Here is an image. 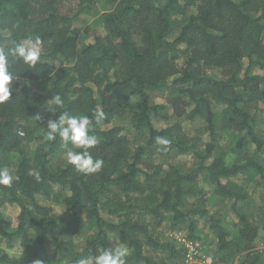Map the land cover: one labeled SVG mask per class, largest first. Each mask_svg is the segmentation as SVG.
Listing matches in <instances>:
<instances>
[{"label": "trees", "instance_id": "trees-1", "mask_svg": "<svg viewBox=\"0 0 264 264\" xmlns=\"http://www.w3.org/2000/svg\"><path fill=\"white\" fill-rule=\"evenodd\" d=\"M35 37L0 104V167L19 177L0 185V264L121 244L126 264H177L181 233L212 264H264V0H0V48ZM62 112L92 118L100 172L44 139Z\"/></svg>", "mask_w": 264, "mask_h": 264}, {"label": "clouds", "instance_id": "clouds-1", "mask_svg": "<svg viewBox=\"0 0 264 264\" xmlns=\"http://www.w3.org/2000/svg\"><path fill=\"white\" fill-rule=\"evenodd\" d=\"M42 41L39 37L28 38L26 41L14 43V46L7 51L0 48V104L11 99L13 88V73L9 71V57L17 58L24 64L35 66L42 56ZM57 108L63 106V100L56 94L48 102ZM51 111V110H50ZM37 116L34 120H40ZM94 119L97 124L105 119V113L100 110L94 113ZM92 118L88 115H70L62 112L56 120H48L47 131L44 133L46 141H55L57 136L63 141V146L67 149L65 152L66 161L72 165L75 171L89 175L98 173L103 167V160L93 159L89 149L94 148L99 140L95 135H90ZM22 134V133H21ZM157 145L167 146L170 141L157 137ZM69 143L72 147H68ZM74 149H80L75 151ZM39 179V175L36 176ZM19 177L13 174V170L8 166L0 167V185L10 187ZM128 249L121 244L111 248L98 250L96 255L82 257L76 264H126ZM34 264H43V261L37 260Z\"/></svg>", "mask_w": 264, "mask_h": 264}, {"label": "built area", "instance_id": "built-area-1", "mask_svg": "<svg viewBox=\"0 0 264 264\" xmlns=\"http://www.w3.org/2000/svg\"><path fill=\"white\" fill-rule=\"evenodd\" d=\"M171 237H173L178 243L184 245L188 250V254L186 255L185 259L177 264H212L210 258L199 251L200 249L198 244H191L188 242L184 238L185 236L183 233L175 234Z\"/></svg>", "mask_w": 264, "mask_h": 264}, {"label": "rangeland", "instance_id": "rangeland-1", "mask_svg": "<svg viewBox=\"0 0 264 264\" xmlns=\"http://www.w3.org/2000/svg\"><path fill=\"white\" fill-rule=\"evenodd\" d=\"M102 1H99V2H97V4H96V11L97 12H101L102 11ZM86 15V14H85ZM95 15L96 14H90L89 16H85L86 18H87V24H89V25H91V26H93L94 25V18H95ZM157 100L158 101H161V99L160 98H157ZM264 158V157H263ZM62 210H59L58 208H56L55 209V212H56V214H61L62 212H61ZM13 210L11 209V208H7V210L4 212V218L6 217V218H11L12 216H13ZM66 214V213H65ZM62 216H64V213L63 214H61ZM2 222H1V226L2 227H5L6 226V224H7V220L5 221V219H2L1 220ZM166 235V234H165ZM82 239V237H76V242L78 241V240H80L79 242L81 243V240ZM205 248H207V246H205ZM208 249V248H207ZM206 249V250H207Z\"/></svg>", "mask_w": 264, "mask_h": 264}]
</instances>
